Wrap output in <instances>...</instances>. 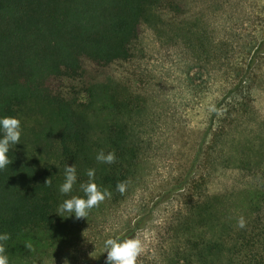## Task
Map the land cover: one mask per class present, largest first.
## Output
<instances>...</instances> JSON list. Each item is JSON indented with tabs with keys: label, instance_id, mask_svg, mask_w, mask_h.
Returning <instances> with one entry per match:
<instances>
[{
	"label": "trees",
	"instance_id": "16d2710c",
	"mask_svg": "<svg viewBox=\"0 0 264 264\" xmlns=\"http://www.w3.org/2000/svg\"><path fill=\"white\" fill-rule=\"evenodd\" d=\"M202 2L0 0V117H17L22 128L0 171L10 264L77 258L87 232L129 200L149 136L150 123L139 118L150 102L167 105L172 117H205L200 147L211 141L222 160L158 198L155 206L189 195L173 221L174 242L136 264H264V143L240 155L224 143L253 115L264 122V15L250 0ZM99 151L114 152L115 162L98 163ZM73 163L70 195H82L89 168L112 193L79 220L55 213L67 198L58 192L64 166ZM145 209L100 235L95 264H106V238L136 237L147 226L153 208Z\"/></svg>",
	"mask_w": 264,
	"mask_h": 264
},
{
	"label": "rangeland",
	"instance_id": "374dc122",
	"mask_svg": "<svg viewBox=\"0 0 264 264\" xmlns=\"http://www.w3.org/2000/svg\"><path fill=\"white\" fill-rule=\"evenodd\" d=\"M206 3L207 0H203L202 4ZM250 3L257 6L256 11L261 16L264 15V0H250ZM206 13L204 10V14ZM201 19L204 23L209 22V19L204 21V16ZM258 23L264 24L261 20ZM260 25L258 26L261 28ZM243 27L249 28L250 24L246 21ZM182 112L184 114L172 117L167 105L150 102L139 118L140 121L147 120L150 125L145 127L149 130V136L144 135L147 142L141 177L135 183L133 194L125 203L113 208L110 215L102 219L96 231L87 232L82 244L77 248V258H62L46 264H95L99 255L96 250L100 235L103 232H114L124 226L126 221L136 217L138 210L141 211L144 207L145 210L153 208V211L152 220L136 236L143 242L141 255L149 256L151 249L160 253L163 247L174 242L176 236L172 231L173 221L178 218L182 204L189 195L178 192L169 200L156 206L154 204L166 190L189 174L195 179H200L204 174L214 172L222 160L220 147L214 148L211 141L205 143L202 149L200 147L206 124L205 117H190ZM262 141L264 143V122L253 115L251 120L241 123L224 143L227 144V150L240 155L245 150L249 152L248 147H252L253 143L261 144ZM148 259L146 257L145 261H149Z\"/></svg>",
	"mask_w": 264,
	"mask_h": 264
},
{
	"label": "clouds",
	"instance_id": "9594fccd",
	"mask_svg": "<svg viewBox=\"0 0 264 264\" xmlns=\"http://www.w3.org/2000/svg\"><path fill=\"white\" fill-rule=\"evenodd\" d=\"M21 121L17 117H0V171L8 168L13 158L9 152L15 145L21 143ZM95 159L98 163L112 164L115 162V153L99 151ZM96 170L89 168L86 171L87 182L79 183V192L82 195H70L74 185L77 184L78 175L75 163L65 164L63 169V182L58 185V192L61 196L67 197L62 200L55 210V213L62 219L73 218L76 220L87 218L90 210L97 207L106 198H111L109 189L98 185L96 181ZM44 184L52 186V181L47 178ZM126 189L125 182H118L116 190L123 194ZM237 227L244 228L245 220L240 217ZM11 239L10 233L0 231V264H10L8 256V241ZM25 248L32 250L31 243H25ZM103 252L106 255V264H136L137 258L143 252V242L136 237H109L103 242Z\"/></svg>",
	"mask_w": 264,
	"mask_h": 264
}]
</instances>
